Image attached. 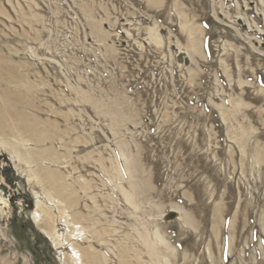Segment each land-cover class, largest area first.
<instances>
[{"label":"rangeland","instance_id":"1","mask_svg":"<svg viewBox=\"0 0 264 264\" xmlns=\"http://www.w3.org/2000/svg\"><path fill=\"white\" fill-rule=\"evenodd\" d=\"M0 198V264H264V0H0Z\"/></svg>","mask_w":264,"mask_h":264},{"label":"bare ground","instance_id":"2","mask_svg":"<svg viewBox=\"0 0 264 264\" xmlns=\"http://www.w3.org/2000/svg\"><path fill=\"white\" fill-rule=\"evenodd\" d=\"M39 201V200H38ZM1 202H4V200L2 199V198H0V204H1ZM163 239V238H162ZM160 240V239H159ZM161 241V240H160ZM73 245V244H72ZM154 248V247H153ZM75 249V248H74ZM154 250V252H155V254L157 253V251H156V249L154 248L153 249ZM75 251V250H74Z\"/></svg>","mask_w":264,"mask_h":264}]
</instances>
